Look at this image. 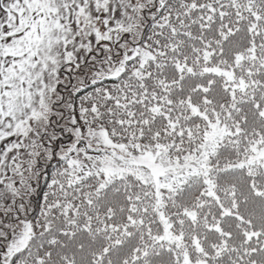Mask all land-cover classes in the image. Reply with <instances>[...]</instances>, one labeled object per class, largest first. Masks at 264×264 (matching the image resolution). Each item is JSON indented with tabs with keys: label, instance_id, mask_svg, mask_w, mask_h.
<instances>
[{
	"label": "snow or ice",
	"instance_id": "6c2138e0",
	"mask_svg": "<svg viewBox=\"0 0 264 264\" xmlns=\"http://www.w3.org/2000/svg\"><path fill=\"white\" fill-rule=\"evenodd\" d=\"M0 264H264V0H0Z\"/></svg>",
	"mask_w": 264,
	"mask_h": 264
}]
</instances>
